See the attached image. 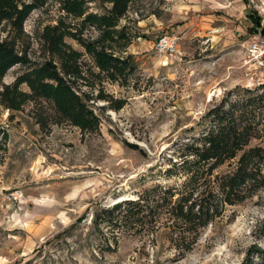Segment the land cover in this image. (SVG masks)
<instances>
[{"label": "rangeland", "instance_id": "374dc122", "mask_svg": "<svg viewBox=\"0 0 264 264\" xmlns=\"http://www.w3.org/2000/svg\"><path fill=\"white\" fill-rule=\"evenodd\" d=\"M89 6L101 12L105 4L93 0ZM59 14L57 0H47L25 20L33 60L42 58L36 34ZM255 16L264 26V0H131L120 23L133 35L125 53L134 69L124 85L103 84L124 99L119 109L102 100L91 104L99 130L82 132L65 122L42 129L33 103L0 108V264L257 262L256 249L264 250V181L244 199L224 204L205 226L188 229L171 207L184 186L191 189L185 184L190 172L181 165L166 171L182 161L184 143L234 109L236 121L255 125L244 149L262 147L264 176V80L244 64L240 46L261 32L251 30ZM169 31L180 37V60L153 48ZM22 69L12 66L2 81L12 82ZM253 96L261 97L240 112L241 102ZM241 152L201 176L192 199L218 193L216 176L232 171ZM16 190L21 196L14 198ZM141 193L149 200L139 220L102 219V209Z\"/></svg>", "mask_w": 264, "mask_h": 264}, {"label": "trees", "instance_id": "16d2710c", "mask_svg": "<svg viewBox=\"0 0 264 264\" xmlns=\"http://www.w3.org/2000/svg\"><path fill=\"white\" fill-rule=\"evenodd\" d=\"M91 1L57 0L60 14L54 23L43 25L36 34L42 58L33 60L24 22L34 10L44 7L47 0H0V108L15 111L33 103L39 109L36 120L42 129L48 124L65 122L82 132H95L99 130L100 119L91 105L93 102L107 101L114 109L123 105L124 99L113 97L103 84L107 81L124 85L134 69L131 56L125 53L133 35L127 25L120 23L131 0H94L105 4L101 12L90 10ZM253 22L251 30L260 27L264 33L259 16ZM67 39L76 41L81 48L74 47ZM16 64L23 69L12 82L4 83L3 77ZM23 84L26 89L21 87ZM260 97L243 100L239 111L245 113L244 108L255 104ZM209 112L214 114L217 110ZM254 126L251 122L236 121L234 109L224 112L214 127L184 143L178 155L182 161L175 159L166 169L171 173L173 166L181 165L190 172L185 184L191 189L186 192L184 186L171 207L173 216L188 229L205 226L221 213L224 204L244 199L263 184L262 147L244 149ZM6 138L7 133L2 131L3 142ZM239 150L242 152L235 168L216 176L218 193L208 191L202 198L192 199V186L199 178L236 157ZM148 200L141 193L136 199L118 201L102 209L105 214L102 219L107 218L112 224H117L120 217L139 220ZM164 201L165 197L159 205ZM93 222L99 224V213L93 214ZM256 252L260 254L257 262L248 260L242 264H264V250L256 249Z\"/></svg>", "mask_w": 264, "mask_h": 264}, {"label": "built area", "instance_id": "2783aa9c", "mask_svg": "<svg viewBox=\"0 0 264 264\" xmlns=\"http://www.w3.org/2000/svg\"><path fill=\"white\" fill-rule=\"evenodd\" d=\"M179 35L175 31L161 33L153 44L155 52L159 55L171 56L180 60L182 53L178 48ZM243 53V62L247 66L261 71L264 80V33L257 32L240 41ZM14 198L21 196V191L12 193Z\"/></svg>", "mask_w": 264, "mask_h": 264}]
</instances>
